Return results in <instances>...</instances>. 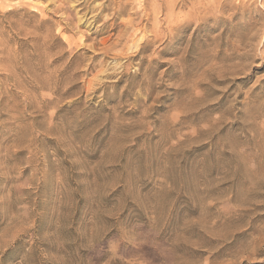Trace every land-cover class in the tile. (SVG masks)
<instances>
[{
	"label": "rangeland",
	"instance_id": "374dc122",
	"mask_svg": "<svg viewBox=\"0 0 264 264\" xmlns=\"http://www.w3.org/2000/svg\"><path fill=\"white\" fill-rule=\"evenodd\" d=\"M0 264H264V0H0Z\"/></svg>",
	"mask_w": 264,
	"mask_h": 264
}]
</instances>
